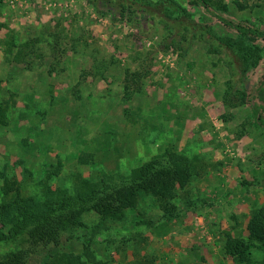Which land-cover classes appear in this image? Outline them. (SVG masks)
<instances>
[{"label": "rangeland", "instance_id": "rangeland-1", "mask_svg": "<svg viewBox=\"0 0 264 264\" xmlns=\"http://www.w3.org/2000/svg\"><path fill=\"white\" fill-rule=\"evenodd\" d=\"M175 1L219 36L242 40L189 0ZM224 2L231 21L264 29V0ZM143 15L123 19L93 0H0V201L2 173L22 180L28 170L30 195L59 162L52 184L67 187L76 176L98 182L178 152L200 165L178 193L179 217L160 219L146 198L143 215L133 211L94 237L97 264H260L261 254L235 256L225 242L244 234L264 206V128L241 99L264 73V43L256 42L259 65L241 67L240 53L242 70L231 77L222 56L201 43L173 46L165 28ZM101 63L109 66L104 79L94 70ZM132 72L142 81L126 92ZM13 247L0 243V254ZM83 249L82 240L64 237L30 261Z\"/></svg>", "mask_w": 264, "mask_h": 264}, {"label": "trees", "instance_id": "trees-1", "mask_svg": "<svg viewBox=\"0 0 264 264\" xmlns=\"http://www.w3.org/2000/svg\"><path fill=\"white\" fill-rule=\"evenodd\" d=\"M93 2L119 13L123 19H136L139 14H144L156 25H162L169 33L167 40L179 49L188 50L196 43L206 45L211 55L222 56L231 77H237L242 70L235 66V61H238L236 55L242 54L239 64L243 68L250 62L256 68L261 61L256 42L264 43V29L234 23L224 16L228 11L224 0H189V3L235 30L241 41H232L214 33L210 26L196 21L175 0L157 3L152 0ZM236 4L239 6L238 2ZM94 70L104 79L109 66L101 63ZM128 75L130 79L126 78L125 90L132 92L139 87L142 77L137 72ZM245 90L242 102L249 108L254 124L264 128V73L254 88L247 84ZM4 118L0 124H5ZM62 167L59 162L45 168L35 184L36 191L30 195L25 193L31 176L28 170H24L22 180L1 174L0 243L14 247L0 254V264H33L30 260L34 254L41 248L59 247L64 237L68 241L82 240L83 253L52 254L46 264H97L99 262L91 247L94 237L108 230L109 223L124 222L133 211L143 215L139 209L146 198H150L162 212L160 219L178 218L175 204L178 193L200 174L197 158L173 151H166L127 173L104 175L98 182L76 176L70 186H53L52 182L59 178ZM91 216L99 221L89 224ZM81 232L89 233L90 238H85ZM225 249L235 256L259 253L263 257L260 264H264V206L253 212L244 234L237 237L226 235Z\"/></svg>", "mask_w": 264, "mask_h": 264}]
</instances>
